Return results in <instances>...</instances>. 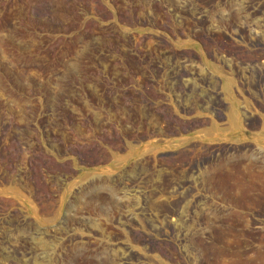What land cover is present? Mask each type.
<instances>
[{
    "label": "rangeland",
    "instance_id": "374dc122",
    "mask_svg": "<svg viewBox=\"0 0 264 264\" xmlns=\"http://www.w3.org/2000/svg\"><path fill=\"white\" fill-rule=\"evenodd\" d=\"M0 264H264V0H0Z\"/></svg>",
    "mask_w": 264,
    "mask_h": 264
},
{
    "label": "bare ground",
    "instance_id": "6f19581e",
    "mask_svg": "<svg viewBox=\"0 0 264 264\" xmlns=\"http://www.w3.org/2000/svg\"><path fill=\"white\" fill-rule=\"evenodd\" d=\"M123 263V262H122Z\"/></svg>",
    "mask_w": 264,
    "mask_h": 264
}]
</instances>
